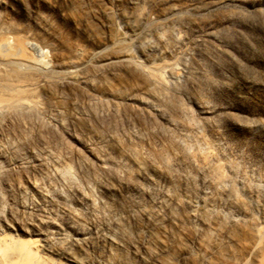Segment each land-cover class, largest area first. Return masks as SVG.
<instances>
[{"label":"rangeland","instance_id":"rangeland-1","mask_svg":"<svg viewBox=\"0 0 264 264\" xmlns=\"http://www.w3.org/2000/svg\"><path fill=\"white\" fill-rule=\"evenodd\" d=\"M0 32L49 63L0 111V232L47 264L264 259V0H0Z\"/></svg>","mask_w":264,"mask_h":264},{"label":"bare ground","instance_id":"bare-ground-1","mask_svg":"<svg viewBox=\"0 0 264 264\" xmlns=\"http://www.w3.org/2000/svg\"><path fill=\"white\" fill-rule=\"evenodd\" d=\"M29 41V40H28ZM17 34L0 32V111L13 108L28 109L35 104L34 96L29 95L36 87L34 79H29L31 73L48 70L49 63L44 59L30 55L26 49L42 52L35 43L24 44ZM75 67L70 69L69 77L76 76ZM156 75L155 70L151 71ZM155 72V73H153ZM150 74V72H149ZM2 217H0L1 219ZM0 264H47L37 256L26 243L18 242L7 234L0 232ZM259 264H264V259Z\"/></svg>","mask_w":264,"mask_h":264}]
</instances>
